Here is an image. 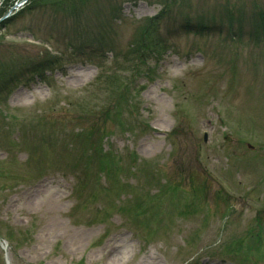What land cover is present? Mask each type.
Listing matches in <instances>:
<instances>
[{"label": "rangeland", "instance_id": "374dc122", "mask_svg": "<svg viewBox=\"0 0 264 264\" xmlns=\"http://www.w3.org/2000/svg\"><path fill=\"white\" fill-rule=\"evenodd\" d=\"M14 3L0 0V18ZM227 12L243 21L242 40L223 26L210 35L181 29L186 19L235 23ZM263 15L264 0H70L59 9L28 10L0 30V81L45 54L46 43L65 59L46 83L0 103V235L14 234L12 244L0 241V264H97L109 253L108 264H264V30L252 34ZM151 20L149 31L159 27L152 35L167 36L177 50L166 55L165 75L141 79L144 98H156L162 134L142 130L136 99L128 110L111 103L110 95L124 100L119 87L124 80L125 93L131 85L129 66H117L110 54L93 59L98 67L69 58L83 38L114 47L123 61ZM231 68L238 69L235 81ZM225 100L243 130L231 134L221 124L217 110L224 112ZM7 109L13 119L6 124ZM257 122L263 132L249 152L246 144L258 135L244 132ZM12 125L13 134L19 125L23 134L18 153L8 145ZM92 131V142L104 138L103 148L115 155L103 171L80 139ZM204 131L211 139L203 144ZM191 187L194 198L183 199ZM138 203L144 212L131 210ZM154 209L166 216L158 227ZM133 229L142 237L135 240ZM229 245L250 263L237 262Z\"/></svg>", "mask_w": 264, "mask_h": 264}, {"label": "trees", "instance_id": "16d2710c", "mask_svg": "<svg viewBox=\"0 0 264 264\" xmlns=\"http://www.w3.org/2000/svg\"><path fill=\"white\" fill-rule=\"evenodd\" d=\"M70 0H57V2L53 1V0H31V4L34 3L35 4H41L40 7L38 8H34V9H40L41 11L43 10H51V9H59L61 8L64 4H67ZM73 2L75 1H78L80 2L81 4H85V3H88V2H92V1H95V0H72ZM97 1V0H96ZM166 0H162V2H165ZM30 7H26L24 10H22L19 14V16H16V18H14L13 20H17L19 19L25 12H27ZM32 9V10H34ZM73 14H75L77 12V8H74L73 9ZM229 13V12H227ZM226 13V14H227ZM232 14V13H231ZM231 14H227L226 17L228 15H230V17L232 18ZM76 15V14H75ZM202 22L203 21H196L195 25H192V26H186L183 30L185 32H188V33H191L192 31L194 30H197V29H200L198 31L199 34H203L207 31H210V27H207V26H203L202 25ZM237 22L241 23V20H238ZM11 23L10 22H6V25L7 27L10 25ZM260 25V22L257 23ZM150 25V22H148L144 28L142 29L141 31V35H140V43H137L135 46L133 45L132 46V50L129 52V54L131 55V58H130V65L135 69L137 67V60L139 61L141 59V55H144L142 54V49H143V53H145V50L149 49V47L146 46L145 44V37L143 38L144 34L146 33L147 31V27ZM212 29H215V27H212ZM82 39H80L79 41L76 42L77 44V47H76V51L74 50L73 54L72 55H79L81 56V53L83 55L86 56L87 59L89 58H102L104 56V53H105V50L104 48H100V46L94 44V45H91V46H88L86 44L85 41H82ZM100 40V39H98ZM98 40H96V42H98ZM100 45H103L102 42L99 43ZM107 49H109L112 52H114L115 50L112 49V48H109L107 47ZM135 59H134V58ZM56 61L54 60H49L48 59H45L44 61H29L27 62L24 67L22 68V71H21V74H14L13 76H11L9 79H7L6 81H4V84L5 85H9L10 83H13L15 82L16 80H19L22 76H24L26 74L27 75H34V74H40V73H44L46 72L47 70H50L52 66H54V63ZM122 91V84H120V87H119V93H121ZM118 93V92H116Z\"/></svg>", "mask_w": 264, "mask_h": 264}]
</instances>
